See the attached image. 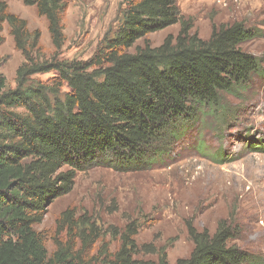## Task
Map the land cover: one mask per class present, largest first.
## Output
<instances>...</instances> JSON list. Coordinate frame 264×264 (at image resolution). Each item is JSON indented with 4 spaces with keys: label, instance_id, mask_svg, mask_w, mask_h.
Instances as JSON below:
<instances>
[{
    "label": "trees",
    "instance_id": "1",
    "mask_svg": "<svg viewBox=\"0 0 264 264\" xmlns=\"http://www.w3.org/2000/svg\"><path fill=\"white\" fill-rule=\"evenodd\" d=\"M19 1L46 20L54 51L46 57L40 30L0 1V44L6 25L23 58L14 87L0 73V264H90L81 256L99 235L86 220L68 226L65 240L53 238L49 254L36 229L47 205L72 191L77 171L161 164L201 115L225 113L222 94L243 90L260 71L259 59L243 49L255 34L232 22L203 39L191 32L175 0H123L118 26L90 58L62 59L67 0ZM175 24L176 36L131 51L138 40ZM63 215L68 224L71 217ZM135 227L126 225L117 249L100 264H170L165 253L155 262L134 258ZM188 234L193 248L173 264L249 261L225 221L213 233L190 226Z\"/></svg>",
    "mask_w": 264,
    "mask_h": 264
},
{
    "label": "rangeland",
    "instance_id": "2",
    "mask_svg": "<svg viewBox=\"0 0 264 264\" xmlns=\"http://www.w3.org/2000/svg\"><path fill=\"white\" fill-rule=\"evenodd\" d=\"M5 1L8 10L41 33L44 55L53 54L46 20L34 6ZM191 32L209 37L214 27L242 22L254 32L243 49L259 59L260 71L243 90L222 94L224 112L201 115L168 151L167 159L143 169L92 167L77 171L70 193L51 201L40 225L49 254L53 238L65 240L79 221L93 224L97 242L81 259L100 264L117 249L126 225H136L139 261H156L165 253L170 264L187 257L193 243L190 226L213 233L219 222L234 229V245L247 253L244 264H264V0H175ZM63 19L65 43L58 56L86 60L118 26L123 0H67ZM179 24L150 33L135 47L159 45L176 36ZM0 73L9 87L23 58L4 25ZM52 74L38 75L45 80ZM221 108V109H222ZM262 147V149H260ZM219 152L217 154L216 152ZM66 169V168H65ZM68 212L71 221H64ZM65 222V223H64ZM63 227V229H61ZM86 227L80 224V228ZM90 228H86V233Z\"/></svg>",
    "mask_w": 264,
    "mask_h": 264
}]
</instances>
